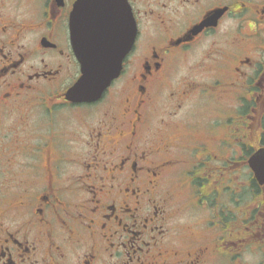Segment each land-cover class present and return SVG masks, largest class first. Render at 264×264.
Returning a JSON list of instances; mask_svg holds the SVG:
<instances>
[{
  "label": "flooded vegetation",
  "instance_id": "af4514ba",
  "mask_svg": "<svg viewBox=\"0 0 264 264\" xmlns=\"http://www.w3.org/2000/svg\"><path fill=\"white\" fill-rule=\"evenodd\" d=\"M76 1L0 0V264H264V0H128L86 102Z\"/></svg>",
  "mask_w": 264,
  "mask_h": 264
},
{
  "label": "water",
  "instance_id": "95a60500",
  "mask_svg": "<svg viewBox=\"0 0 264 264\" xmlns=\"http://www.w3.org/2000/svg\"><path fill=\"white\" fill-rule=\"evenodd\" d=\"M206 24L204 21L198 29ZM70 28L81 76L66 96L74 102L96 100L119 76L123 60L135 43L137 26L132 8L127 0H77ZM263 157L264 149L250 160L257 174ZM259 180L263 182L264 178Z\"/></svg>",
  "mask_w": 264,
  "mask_h": 264
},
{
  "label": "rangeland",
  "instance_id": "374dc122",
  "mask_svg": "<svg viewBox=\"0 0 264 264\" xmlns=\"http://www.w3.org/2000/svg\"><path fill=\"white\" fill-rule=\"evenodd\" d=\"M228 103H229V100H227V104H228ZM200 104H201V106H203L201 101H200ZM194 113H195V112H192V114H194ZM194 117H196L197 119L201 120V117H202V116H201V115H200V116L198 115V116H194Z\"/></svg>",
  "mask_w": 264,
  "mask_h": 264
}]
</instances>
